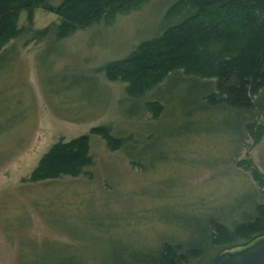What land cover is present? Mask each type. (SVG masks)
Instances as JSON below:
<instances>
[{
  "label": "rangeland",
  "instance_id": "rangeland-1",
  "mask_svg": "<svg viewBox=\"0 0 264 264\" xmlns=\"http://www.w3.org/2000/svg\"><path fill=\"white\" fill-rule=\"evenodd\" d=\"M175 1H145L111 24L100 22L60 41L32 37L57 23L55 14L38 8L29 25L20 13L18 27L25 31L0 58V264H151L149 250L162 239L198 243L191 227L203 224L192 212L227 218L249 210L257 186L236 162L249 160L264 175V135L255 145L241 135L239 112L208 108L193 84L177 77L143 98L160 97L164 110L157 119L145 112L132 117L130 105H119L125 84L96 72L175 24L164 19ZM187 9L182 19L193 13ZM74 78L82 82L69 89ZM90 78L107 98L103 108L89 105L102 102L91 98ZM255 104V119L264 126V90ZM100 125L135 143L110 151L89 135L92 164L85 174L26 181L52 144ZM211 260L208 251L189 264Z\"/></svg>",
  "mask_w": 264,
  "mask_h": 264
},
{
  "label": "trees",
  "instance_id": "trees-1",
  "mask_svg": "<svg viewBox=\"0 0 264 264\" xmlns=\"http://www.w3.org/2000/svg\"><path fill=\"white\" fill-rule=\"evenodd\" d=\"M48 1L0 0V58L2 48L25 31L18 27L21 12L26 13L29 25L38 8L55 14L58 22L37 30L32 37L36 40L51 35L54 41H60L94 24H111L117 14H126L148 0H63L54 8ZM188 7L193 13L182 19ZM164 19L176 23L160 35L141 41L124 59L97 68L96 72L106 80L125 84V96L119 105H130L126 110L132 117L145 112L157 119L164 110L162 100L158 95L154 100L143 98L152 90L156 92L164 81L178 77L193 84L198 100L208 108L239 112L240 134L247 133L252 145L257 144L264 135V126L255 119L259 113L255 98L264 90V0H176L166 9ZM81 82L74 78L69 89ZM91 95L102 102L91 101L90 106L105 107L107 98L97 90L95 82ZM89 135L100 137L110 151L135 143L130 136H113L108 126L92 127L88 134L52 144L26 181H53L85 174V168L92 164ZM236 165L248 171L257 186L249 198V210L229 213L227 218L216 212H192V219L203 224L191 227L197 232L198 243L162 239L149 250L151 264H189L208 251H212V264L227 250L246 247L264 237V175L249 160H240ZM233 215L239 218H231Z\"/></svg>",
  "mask_w": 264,
  "mask_h": 264
},
{
  "label": "water",
  "instance_id": "water-1",
  "mask_svg": "<svg viewBox=\"0 0 264 264\" xmlns=\"http://www.w3.org/2000/svg\"><path fill=\"white\" fill-rule=\"evenodd\" d=\"M212 264H264V237L246 247L220 254Z\"/></svg>",
  "mask_w": 264,
  "mask_h": 264
}]
</instances>
